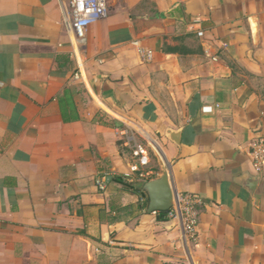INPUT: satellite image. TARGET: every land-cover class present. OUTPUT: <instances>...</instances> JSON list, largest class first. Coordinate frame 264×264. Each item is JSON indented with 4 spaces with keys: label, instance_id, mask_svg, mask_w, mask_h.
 Segmentation results:
<instances>
[{
    "label": "crops",
    "instance_id": "1",
    "mask_svg": "<svg viewBox=\"0 0 264 264\" xmlns=\"http://www.w3.org/2000/svg\"><path fill=\"white\" fill-rule=\"evenodd\" d=\"M61 1L0 0V264H264V0H106L78 49ZM124 122L198 197L195 243L116 181Z\"/></svg>",
    "mask_w": 264,
    "mask_h": 264
},
{
    "label": "built area",
    "instance_id": "2",
    "mask_svg": "<svg viewBox=\"0 0 264 264\" xmlns=\"http://www.w3.org/2000/svg\"><path fill=\"white\" fill-rule=\"evenodd\" d=\"M106 8V0L61 1L62 21L71 35L70 42L75 49L84 45L87 26L92 20L101 17L105 13ZM195 28L197 30V36L201 37L203 35L202 31L200 28ZM140 53L146 59L150 58L149 51L142 49L140 50ZM72 54L74 58H76L75 52ZM74 77L78 78L79 73L75 74ZM124 124L132 130L125 140V146L130 152L132 163H130L128 167V172L123 173L121 177L125 181H135V179L136 181H140L141 178H144L147 175L145 168L150 163L149 152L141 140L144 139L147 143L149 142L145 137V132L137 126L126 122H124ZM140 133L143 134V137L140 136ZM150 140L155 143L151 137ZM250 155L252 166L257 173L260 171L261 165L264 161V139L257 140L251 145ZM95 183L101 190L105 189V181L103 179H96ZM197 201L198 197L196 195L177 193L174 191L173 204L167 211L166 219L174 221V227L179 231L180 239L184 245H187L188 242L195 243L198 238V217L195 210Z\"/></svg>",
    "mask_w": 264,
    "mask_h": 264
},
{
    "label": "water",
    "instance_id": "3",
    "mask_svg": "<svg viewBox=\"0 0 264 264\" xmlns=\"http://www.w3.org/2000/svg\"><path fill=\"white\" fill-rule=\"evenodd\" d=\"M165 18L174 20H183L182 11L179 5L172 7L167 13L164 14ZM171 133V134H170ZM174 133L169 132V136ZM246 187L250 191L256 182L257 176L246 175ZM139 189L142 190L148 199L146 212L148 214L156 212H167L173 204V189L170 184L168 172H164L159 178L148 180L139 183Z\"/></svg>",
    "mask_w": 264,
    "mask_h": 264
},
{
    "label": "rangeland",
    "instance_id": "4",
    "mask_svg": "<svg viewBox=\"0 0 264 264\" xmlns=\"http://www.w3.org/2000/svg\"><path fill=\"white\" fill-rule=\"evenodd\" d=\"M140 136L143 137V134L140 133ZM141 141L145 145L146 149L148 150L149 158H150V163L145 168V172H147L149 174V172H156V171H158V169L160 171H163L165 169V167H167V162H166V158H165L163 152L158 147L156 141L154 140L156 144L149 141V140H147L149 143H147L144 139H142ZM130 160L131 161H129V162L132 163V159H130ZM150 177H153V176L148 175V176H145L144 178H141V182L145 181V180H149ZM135 181H136V179H135Z\"/></svg>",
    "mask_w": 264,
    "mask_h": 264
},
{
    "label": "trees",
    "instance_id": "5",
    "mask_svg": "<svg viewBox=\"0 0 264 264\" xmlns=\"http://www.w3.org/2000/svg\"><path fill=\"white\" fill-rule=\"evenodd\" d=\"M116 181L118 183H122L123 182L122 181V178L121 179L120 178H117ZM127 208H129V209H139V210L141 209L140 206H139V204L131 205V206L127 207ZM156 214L158 215V219H160V220H167L166 219L167 212H156Z\"/></svg>",
    "mask_w": 264,
    "mask_h": 264
}]
</instances>
